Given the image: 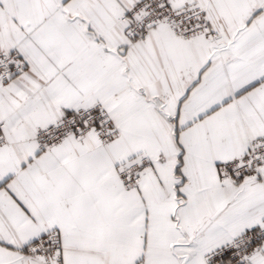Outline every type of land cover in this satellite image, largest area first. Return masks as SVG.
Returning <instances> with one entry per match:
<instances>
[{
  "label": "snow or ice",
  "instance_id": "6c2138e0",
  "mask_svg": "<svg viewBox=\"0 0 264 264\" xmlns=\"http://www.w3.org/2000/svg\"><path fill=\"white\" fill-rule=\"evenodd\" d=\"M0 264H264V0H0Z\"/></svg>",
  "mask_w": 264,
  "mask_h": 264
}]
</instances>
